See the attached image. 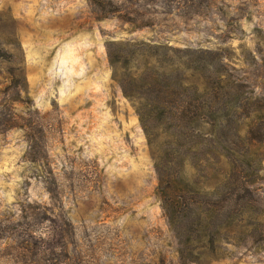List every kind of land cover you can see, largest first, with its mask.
Masks as SVG:
<instances>
[{
	"label": "rangeland",
	"instance_id": "374dc122",
	"mask_svg": "<svg viewBox=\"0 0 264 264\" xmlns=\"http://www.w3.org/2000/svg\"><path fill=\"white\" fill-rule=\"evenodd\" d=\"M111 41L215 51L250 98L239 188L182 257ZM0 264H264V0H0Z\"/></svg>",
	"mask_w": 264,
	"mask_h": 264
},
{
	"label": "trees",
	"instance_id": "16d2710c",
	"mask_svg": "<svg viewBox=\"0 0 264 264\" xmlns=\"http://www.w3.org/2000/svg\"><path fill=\"white\" fill-rule=\"evenodd\" d=\"M105 48L112 79L134 107L145 135L162 211L183 247L180 256L190 254L188 244L200 242L196 239L224 220L212 202L218 189L231 194L239 188V137L233 128L250 98L224 76L215 51L143 41H111ZM218 164L225 168L214 179Z\"/></svg>",
	"mask_w": 264,
	"mask_h": 264
}]
</instances>
